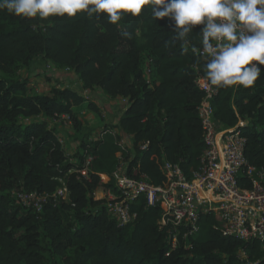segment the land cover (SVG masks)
<instances>
[{"label":"trees","instance_id":"16d2710c","mask_svg":"<svg viewBox=\"0 0 264 264\" xmlns=\"http://www.w3.org/2000/svg\"><path fill=\"white\" fill-rule=\"evenodd\" d=\"M201 27L194 26L186 41L175 39L174 22L157 20L148 6L140 16L125 14L118 24L109 23L106 14L40 19L0 10L1 73L41 57L73 71L84 88L127 100L100 138L81 145L82 163L85 155L92 156L85 180L76 172L81 165L68 159L48 127V119L62 114L75 122L74 109L84 97L68 87L28 93L26 82L0 75V264H264V238L244 243L223 235L222 223L212 213L200 216L191 248L181 244L170 250L166 230L158 229V206L147 207L143 197L137 198L130 205L134 221L120 227L93 198L96 189H115L112 178L103 183L98 174L111 175L121 159L128 176L137 168L154 184L165 182V161L177 163L186 174L198 164L203 143L196 109L203 93L194 81L206 73L209 59L198 52L203 49ZM260 67L253 86L218 88L212 100L213 117L223 125L247 120L240 128L244 156L255 167L264 166V65ZM19 116L30 120L20 125ZM120 134L130 138L124 148L117 143ZM59 180L67 185L69 201L48 197L39 212L7 192L14 188L50 195ZM240 249L244 257L238 255Z\"/></svg>","mask_w":264,"mask_h":264},{"label":"built area","instance_id":"2783aa9c","mask_svg":"<svg viewBox=\"0 0 264 264\" xmlns=\"http://www.w3.org/2000/svg\"><path fill=\"white\" fill-rule=\"evenodd\" d=\"M198 52L208 57L203 49ZM145 73L147 77L150 74L147 64ZM194 82L203 93L196 109L203 143L196 167L186 174L177 163L165 161L161 165L165 182L154 184L137 168H133L132 176H128L125 173V160L121 159L111 175L98 174L103 183L112 178L115 189H96L93 198L101 201L108 216L120 227L134 221L136 214L130 211V205L137 198L143 197L147 207L158 206V229L166 230L170 250L181 244L185 249L191 248L190 238L198 232L200 216L205 213H212L219 218L223 235L244 243L261 240L264 238V166L250 165L244 156L245 138L240 128L247 120L239 118L232 127L216 120L213 117L212 100L218 88L210 84L206 73L197 74ZM119 101L122 106L127 104L125 98ZM58 118L65 119L69 125L72 123L67 114L51 119L55 121ZM108 130L116 132L112 128ZM129 139V136L120 134L117 143L124 148ZM145 146L146 143H143L139 148L144 149ZM116 155L120 157L121 153ZM91 161L92 156L85 155L83 163L76 170L79 177L89 180L88 165ZM59 181L60 185L50 195L26 190H16L13 195L23 207L39 212L48 197L54 201H69L67 185ZM238 255L244 257V251L240 249Z\"/></svg>","mask_w":264,"mask_h":264},{"label":"clouds","instance_id":"9594fccd","mask_svg":"<svg viewBox=\"0 0 264 264\" xmlns=\"http://www.w3.org/2000/svg\"><path fill=\"white\" fill-rule=\"evenodd\" d=\"M145 6L157 20L168 17L174 22L175 39L186 41L194 26H202L203 52L209 57L205 71L211 85L248 88L260 77L264 0H0V10L23 18L75 17L83 12L89 18L106 14L112 24L125 14L140 16ZM122 36L130 38V33Z\"/></svg>","mask_w":264,"mask_h":264},{"label":"rangeland","instance_id":"374dc122","mask_svg":"<svg viewBox=\"0 0 264 264\" xmlns=\"http://www.w3.org/2000/svg\"><path fill=\"white\" fill-rule=\"evenodd\" d=\"M146 64L147 62L144 65ZM0 75L12 81L26 82L28 93L47 92L52 87H68L84 97L83 103L74 109L75 122L72 120L71 125L65 119L58 118L55 121L48 119V127L62 141L61 144L68 159L78 165L82 164L81 145L98 139L103 127L112 125L118 113L121 112L120 108L122 109V103L117 99L109 98L101 89L84 88L73 71L64 67L56 68L41 57H35L30 64L19 66L11 73L0 72ZM150 80H152L151 76ZM89 104H92L94 108ZM35 119L41 120L42 117H35ZM29 120L30 118L19 116L17 123L24 125ZM16 190L13 188L7 192L15 199L13 192Z\"/></svg>","mask_w":264,"mask_h":264},{"label":"crops","instance_id":"0c3cea01","mask_svg":"<svg viewBox=\"0 0 264 264\" xmlns=\"http://www.w3.org/2000/svg\"><path fill=\"white\" fill-rule=\"evenodd\" d=\"M118 101H119V99H117ZM120 111H121V108H120ZM119 114V113H118ZM113 123H115V121L113 122Z\"/></svg>","mask_w":264,"mask_h":264}]
</instances>
